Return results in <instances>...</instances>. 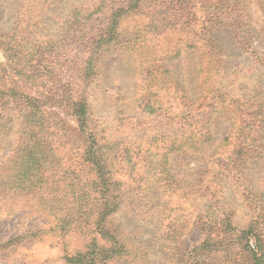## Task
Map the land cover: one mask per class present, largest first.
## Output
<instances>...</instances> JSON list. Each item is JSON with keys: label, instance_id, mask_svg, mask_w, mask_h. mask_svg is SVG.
<instances>
[{"label": "rangeland", "instance_id": "1", "mask_svg": "<svg viewBox=\"0 0 264 264\" xmlns=\"http://www.w3.org/2000/svg\"><path fill=\"white\" fill-rule=\"evenodd\" d=\"M211 2H225L232 18L235 16L232 24L225 23V19H221L224 22L217 20L210 30L211 35L203 32L206 42L213 41L214 48L210 45L209 51L217 55L213 72L227 98L245 99L248 103L245 109L251 113V108L255 110L251 99L264 100V12L257 0ZM155 3L142 0L135 11L137 14L134 10L128 12L130 18L123 16L119 28L133 31L146 26ZM240 3L243 10L236 15L241 9L237 7ZM124 6H127L125 0H0V166H13L11 159L21 155L16 154L17 149L32 136L35 139L43 136L47 138L46 143H50L55 129L45 125L41 131L37 128L39 123L25 121L26 116H30L26 107L29 103L37 104L36 118L44 119L50 127L56 124L59 127L62 121L70 127L76 125L77 118L64 100L67 94L76 100L85 95L93 107L96 125L113 140L120 136L129 140L143 139L148 144L158 130L155 125L163 126L153 115L149 117V111L142 105L145 101L142 96L148 95L151 88L142 73L145 68L142 59L154 56L150 46L138 53L111 50L94 64L88 63L94 46L90 40L98 43L96 39L105 25L111 23L112 16ZM78 17L82 21L79 24L75 21ZM21 23L19 35L27 39L28 44L19 53L11 52L8 43ZM137 36H142L139 31ZM176 39L175 31L171 30L163 32L150 44L159 52L168 53L171 46L177 44ZM195 53L183 47L179 57L167 64L168 70L190 89L196 83ZM87 68L93 70L88 83L84 84ZM12 88H16V98L10 92ZM170 89L162 90L157 99L169 100ZM152 92L154 94L155 90ZM174 108L172 110L178 109ZM162 109L168 111L169 105ZM213 124V141L200 157L206 162L211 150L220 148L221 140L233 125L232 120L226 118L216 119ZM140 128L146 131H139ZM53 134L58 138L65 136V131L56 130ZM59 142L52 148L56 152L53 156H58L64 164L71 160L66 166L82 162L84 147L79 141L68 135ZM179 157L177 154L170 158V170L182 188L173 195H164L156 185L137 191L136 184H128L121 209L111 219H121L122 240L131 250L124 257L112 254L97 264H143L142 259L135 256L139 251L144 252L146 264H246L236 256L238 248L234 244L238 243L234 242V235L253 225V216H259L258 211L264 210V164L254 161L239 171L208 166L205 174V166H199V159H194L191 152L181 154L185 162L178 161ZM18 165L22 164L15 166ZM202 173L204 181L200 179ZM96 197L91 195L92 200ZM71 207L68 201L59 205L54 213L32 210L21 204L1 210L0 242L13 241L8 247L0 248V264H66V257L88 252L87 243L94 237L101 251L110 248V241L102 240L90 226H83L66 237L52 231ZM165 210L163 219L160 216ZM263 217L264 214L260 223ZM89 220V224H94L95 215ZM186 222L192 224L184 228ZM168 226L183 230L178 243L163 237L169 231ZM211 234H214L212 239L233 243L224 247L227 251L197 255L194 249ZM96 254L100 255L99 250Z\"/></svg>", "mask_w": 264, "mask_h": 264}, {"label": "trees", "instance_id": "2", "mask_svg": "<svg viewBox=\"0 0 264 264\" xmlns=\"http://www.w3.org/2000/svg\"><path fill=\"white\" fill-rule=\"evenodd\" d=\"M154 1L156 3L151 7L148 16L150 22L146 26L129 31L122 29L121 26L119 28V25L123 21V16L130 18L129 14L133 10L134 14H137L135 11L140 8L142 0H125L127 6L112 16V22L105 25L99 34L100 37L96 39L99 40L98 43H95V39L90 40L91 46H94L91 50L92 55L88 58V63L94 64L95 60L111 50L138 53L147 46L152 48L154 56L142 59L145 66L142 73L151 87L149 94L142 96V99L145 98L142 105L149 111V117L153 115L157 118L158 124L163 122V126L155 125L158 130L152 140L147 144L143 139L129 140L119 138L120 136L115 138L116 140L108 138L105 136V130L96 125L93 107L87 102L85 95L76 100L67 94L64 101L75 114L76 125L69 127L62 121L59 127L57 124L50 127L44 119L36 118L39 111L37 104L32 106L29 103L26 107L30 116H26L25 121L29 119L35 124L39 123L37 128L41 131H44L45 125L55 129L51 132L50 143L47 144V138L43 136L40 139L32 136L17 149L16 154L21 155L11 159L13 166H0V211L21 204L32 210L54 213L59 205L70 201L72 207L67 210L68 215L60 217L59 225L52 231L59 232L60 237H66L83 229V226H90L102 240L110 241L111 247L101 251L97 238L94 237L87 243L88 252L66 257V264H97L112 254L119 253L123 257L129 254L131 248L122 240V221L112 220L111 217L120 211L129 183L136 184L137 191H146L156 185L164 195H173L174 191L180 189L179 181L169 167L170 158L174 155L179 154L177 160L185 162L181 154L191 152L196 157L194 159H199V166H205V174L208 173V166L239 171L252 165L254 161L260 165L264 164V100L251 99L255 109L251 108V113L245 109L248 105L245 99L237 97L229 100L227 93L220 89L217 74L213 72L214 61L217 58L212 50L209 51L213 41L209 40L211 43H208L203 39V32L207 31L206 34L211 35L210 30L217 20L225 19V23L232 24L235 16L232 18L229 13L225 6L228 4L225 2L213 4L218 2L211 0H163V3L161 0ZM257 1L264 12V0ZM241 6L242 3L237 5L241 9L236 15L242 12ZM209 17L213 19L210 20ZM240 17L243 18L242 15ZM78 19L79 17L75 18L77 24L82 22ZM22 24L8 43L11 52L19 53L21 48L25 49L28 44V40L21 39L19 35ZM170 29L175 31L177 37V44L173 45V48L171 46V50L167 49L173 55L172 58L169 52H165L166 50L161 53L150 44L163 32H170ZM137 31L142 36H137ZM183 47L196 52L198 65L196 83L191 89L167 68L170 60L179 57ZM91 70L93 69L87 68L84 76L86 80L83 78L84 84L88 83ZM15 89L12 88L10 92L16 98ZM168 89L169 100L157 99L162 90L165 92ZM152 90H155L154 94ZM167 105L169 110L163 111L162 107ZM173 108L175 110H172ZM221 118L232 120L233 125L229 134L221 140L220 148L211 150L212 153L206 162L200 158L201 154L213 141L214 121ZM133 120L138 121L136 118ZM146 128H140L139 131L142 129L146 131ZM56 130L65 131V136L57 138L53 134ZM68 135L84 147L83 163L75 162L74 166H66L72 161L68 160L64 164L58 156H53L56 152L52 148L60 143L61 138L65 139ZM17 164L22 165L15 166ZM90 176L93 178L89 180ZM200 179L201 181L206 179L203 178V173ZM91 195L97 197L92 200ZM166 210L160 216L163 219ZM258 212L261 216H253L254 226L250 225L247 230L238 231L237 235H234L236 237L234 242L238 243L234 244L238 248L236 256L239 255L246 264H264V219L263 223H260L264 210ZM94 215L96 220L91 225L89 218ZM191 224L192 222H186L183 227ZM259 225L262 227L259 228ZM167 229L169 231L163 235L166 241L171 239L174 244L178 243L183 230L172 229L169 226ZM212 236L214 234L206 236V239L194 249L197 255L222 249L227 251L224 247L233 243H222L212 239ZM12 241L0 242V248L8 247ZM230 249L231 247L228 251H231ZM97 250L100 255L96 254ZM135 256L146 264L144 252L139 251Z\"/></svg>", "mask_w": 264, "mask_h": 264}]
</instances>
